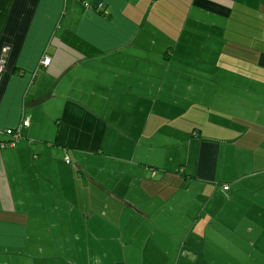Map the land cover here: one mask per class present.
I'll use <instances>...</instances> for the list:
<instances>
[{"label": "crops", "instance_id": "1", "mask_svg": "<svg viewBox=\"0 0 264 264\" xmlns=\"http://www.w3.org/2000/svg\"><path fill=\"white\" fill-rule=\"evenodd\" d=\"M1 59L0 264H264V0H0Z\"/></svg>", "mask_w": 264, "mask_h": 264}, {"label": "rangeland", "instance_id": "2", "mask_svg": "<svg viewBox=\"0 0 264 264\" xmlns=\"http://www.w3.org/2000/svg\"><path fill=\"white\" fill-rule=\"evenodd\" d=\"M205 31L206 30H203L201 32H205ZM216 31H217V37L220 36V35H218V30H215L214 32H216ZM141 47L143 49L141 51V53L145 54L146 47H144V46H141ZM203 111H205V112L203 113V115H201L199 117V119H200V123L199 124L201 125V127H204V125H205V127L213 130V125L212 124L205 123V119L209 120V116L207 114H210V111L209 110H203ZM185 189H186L185 190V194L187 195V188H185ZM190 199H191V195H190ZM191 201H192L191 203H195L196 206L200 207V205L194 199L191 200ZM169 203H170V205L168 206L167 209H169V215H171L170 209L172 208V205H171L172 203L171 202H169ZM194 234H195V231H192L191 235L189 236V241H192L196 237ZM164 255L165 254H161V253L159 254V256L157 258L158 259V264H171L170 259H169V255L167 254L166 257H164ZM218 256H219V259H222V263L221 264H230V260H229L228 256H224V255H218Z\"/></svg>", "mask_w": 264, "mask_h": 264}, {"label": "built area", "instance_id": "3", "mask_svg": "<svg viewBox=\"0 0 264 264\" xmlns=\"http://www.w3.org/2000/svg\"><path fill=\"white\" fill-rule=\"evenodd\" d=\"M51 63V59L49 57H46L43 61H42V64L44 66H49ZM4 66H5V59H1L0 60V73L3 71L4 69ZM30 125V118H26L23 123H22V126L23 127H28ZM6 133L11 135L13 137V139H17L20 137V130L19 128L18 129H8L6 130ZM67 162H69V159L67 158Z\"/></svg>", "mask_w": 264, "mask_h": 264}, {"label": "trees", "instance_id": "4", "mask_svg": "<svg viewBox=\"0 0 264 264\" xmlns=\"http://www.w3.org/2000/svg\"><path fill=\"white\" fill-rule=\"evenodd\" d=\"M5 133H6V131H5ZM7 134V133H6ZM9 137L11 136V135H9V134H7ZM12 137V136H11ZM10 137V138H11ZM15 142H16V140H14V139H10V140H7V141H2L1 139H0V144H1V146L3 147V148H9V147H13V146H15Z\"/></svg>", "mask_w": 264, "mask_h": 264}]
</instances>
